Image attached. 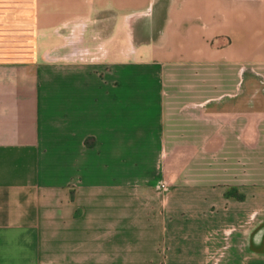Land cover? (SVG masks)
Segmentation results:
<instances>
[{
    "label": "crops",
    "instance_id": "0c3cea01",
    "mask_svg": "<svg viewBox=\"0 0 264 264\" xmlns=\"http://www.w3.org/2000/svg\"><path fill=\"white\" fill-rule=\"evenodd\" d=\"M170 64L204 68L201 149ZM0 264H264V0H0Z\"/></svg>",
    "mask_w": 264,
    "mask_h": 264
},
{
    "label": "rangeland",
    "instance_id": "374dc122",
    "mask_svg": "<svg viewBox=\"0 0 264 264\" xmlns=\"http://www.w3.org/2000/svg\"><path fill=\"white\" fill-rule=\"evenodd\" d=\"M20 27H8L6 30L7 34H14L12 36L13 43H19L26 46L27 40L28 42V48L33 49L35 42H33V37L35 38V34H37L35 27L29 28V34L27 37V31L26 33H21L22 31H19ZM24 29L27 27H23ZM81 29V27H79ZM82 34V31L78 34H76V38H78V42L81 40L80 36ZM23 37V38H22ZM77 42V43H78ZM84 44H81L80 46H83ZM26 48V47H25ZM83 50V49H82ZM86 51V50H85ZM199 71L197 73L191 72V70L188 67H182L180 64H175L172 66L170 64L169 66L165 68L164 73V82L166 86V92L168 93V107H169V120H168V136H167V142L170 145H174L175 147L179 146H192L193 143H195L199 149L203 148L200 143L203 139H201L205 132H207L209 129V120L204 119L203 116H197V107H195V102L191 101L193 97H196L198 94L197 85L188 87V83H197V81L201 82L202 76L204 74L203 70L204 68H199ZM206 80V79H205ZM196 94V95H195ZM189 98L190 102L186 101ZM197 124H199L200 130L197 128ZM198 151V150H197ZM196 154V153H195ZM243 157V162H238V165L234 164L235 167L238 166L239 169H236V173L239 175H252L254 174L255 177L259 176L260 171L259 170H253L251 167L253 166L252 162H249L248 165L250 166V169L248 170L245 168V155H239ZM229 157V155H228ZM237 163V162H236ZM192 164V162H191ZM195 164V165H194ZM223 167L228 166L229 163H222ZM244 166V167H243ZM190 172H197V163H193L192 166H190ZM176 174L175 177H173V181H169L166 177L162 176L159 180V184L157 186V192L162 194H169L170 192L173 193H181V178L182 176V170L180 171H174ZM224 175H228L229 172L225 171L223 172ZM226 173V174H225Z\"/></svg>",
    "mask_w": 264,
    "mask_h": 264
}]
</instances>
